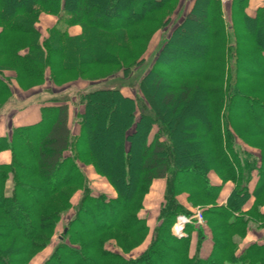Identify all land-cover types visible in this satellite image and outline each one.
Wrapping results in <instances>:
<instances>
[{"label": "trees", "instance_id": "1", "mask_svg": "<svg viewBox=\"0 0 264 264\" xmlns=\"http://www.w3.org/2000/svg\"><path fill=\"white\" fill-rule=\"evenodd\" d=\"M174 3L175 11L183 6V0H0V109L15 87L40 89L47 79L93 82L115 71L88 76L100 65L129 75ZM246 5L236 1L233 23L225 25L220 0H194L137 92L118 85L83 94L77 134L62 100L41 103L36 121L0 136V151L12 152L11 162L0 163V264H29L62 221L41 264H264V241L241 242L262 219L264 203V7L249 14ZM42 12L64 25L44 30ZM200 22L201 41L176 46ZM87 169L116 194L96 192ZM212 170L221 184L211 182ZM160 178L166 187L151 228L141 210ZM229 180L235 187L220 204ZM197 206L213 234L207 257L201 256L204 225H187L186 237L172 232L177 215ZM112 240L119 250L107 247Z\"/></svg>", "mask_w": 264, "mask_h": 264}, {"label": "rangeland", "instance_id": "2", "mask_svg": "<svg viewBox=\"0 0 264 264\" xmlns=\"http://www.w3.org/2000/svg\"><path fill=\"white\" fill-rule=\"evenodd\" d=\"M116 1H119V0H116ZM193 1L194 0H183V7H181L179 10H176V11L174 8L176 6V3L171 4L169 6L170 8L167 11V14L168 13L169 14L165 20V22H166L165 27H163V29H160V30H158L157 33H155L153 40L150 42L149 50L145 54L144 61L139 63L138 65H137V63L134 64L132 69H131V73H129V75H125L124 71L120 67L118 69H116L117 66H115V65H110V66L100 65L96 69H93L88 76L93 77V76L106 74V73L113 71V70H115V71H113L111 74H109V76L107 78H104L102 80L100 79V80L93 81V82H91L90 80H86V79H78V80L72 81L71 83H68L65 85H53V83L52 82L50 83L47 79L46 82L41 86L40 89H32V90L23 91V90H20L19 88L17 89L15 87L13 89L12 98L10 99L8 104H6L4 107H2L0 109V112H1V110L4 111L3 109L6 110V108L8 107L6 111L12 110V113H13L16 110L24 107L25 105L33 103V102H37V103L41 104V103H44L46 101H62V100H65L70 105L71 117L72 118L74 117V119H75L73 124H72V133L77 134L79 131V128H80L79 122L77 121L78 120L77 114L80 112H83V110H84L83 103L82 104L80 103V101L82 100L83 94H85L86 92H89L91 90H94L96 88H99V87H112V86H118V85L120 87H122V90L125 93L133 95L135 92H137L138 87H139V81H140L141 77L143 75H145L147 73V71L151 68V66L154 64V61L158 55V51H159V47H160L161 43L163 42V40H165L168 37V35L171 33L173 27L178 22H180V19L185 14H187V12L192 7ZM236 1H238V0H231V1L230 0H220L222 16H223V20H224L225 25H229V24L233 23V19H232L233 13L232 12H234L233 7L236 4ZM120 12L122 14V11H120ZM46 13L44 12L43 14H46ZM54 15H56V14H54ZM56 16H58V15H56ZM39 23H40V17H39ZM56 25L63 26L64 24L60 20H58ZM41 26H42V28H44V24H41ZM203 28H204V23L200 22V23H198L197 26L195 25V27L193 29L184 30V38L178 37L179 41L176 44V46H179V45L185 46V45L193 44L194 42L201 41V37H202L201 35L203 32ZM74 31L79 32L80 27L74 28ZM228 33L233 34L234 32H233V30H230ZM133 63H135V61H133L131 64H133ZM14 94L16 95L15 97H14ZM156 97H159V96L156 95ZM158 100H159V98H158ZM162 108L164 110H166L165 107L162 106ZM187 120H188V117L186 115L183 122H186ZM155 129H156V127L154 128V131H155ZM182 137L184 138V136H182ZM237 141L241 145H243V147L246 150L252 152L256 157L258 155H260L261 151L258 148L248 146L245 142L241 141L239 138H237ZM102 147L104 149V152L107 151L108 148L106 149L105 146H102ZM241 156L244 157L243 153ZM87 172H88V176L91 180L90 181L91 186L94 188V190L96 192H99V193L105 192V193L109 194V196L116 194L115 189L112 187V185L109 183V181L104 176L97 174L92 169H87ZM210 172L215 173L220 178L218 173L215 172L214 170H212ZM255 174H257V173H255ZM209 177H210V175H209ZM221 181H222V179H221ZM227 182H231V184L233 186L232 187V190H233V188L235 187V182H233L232 180H229ZM227 182H225L223 184V186ZM153 190H154V188H153ZM153 190L148 194L149 196L146 197V199H145L147 206L144 207L143 210H141L142 217L149 219V223L152 222V218L154 216L153 211L156 210V208L159 204H161L163 194H164V193L162 194V192L159 189H155V191H153ZM232 190H231V192H232ZM230 194L231 193H229V196H230ZM77 196L78 195H76L73 198V201H77L76 200ZM229 196H228V198H229ZM228 198H227V200H228ZM218 201H219V199H218ZM226 202H223V203H226ZM220 204H222V203H220ZM245 205H244V209H245L244 211L246 212V210H248V209L245 208ZM263 207H264V203L261 204L260 208H259V213L262 214V219L261 220L255 219V222L252 223V229H253L254 233L257 234L256 239H261V240H264V236H263L264 235V208ZM200 210L202 212V217H203V221L201 223L193 222V223L186 224L184 227V230H183V235L177 236L173 231L174 225L176 223L175 222L174 225L172 226V232L174 233V235H176L179 238L180 237H186V236H188V231L186 230L187 225H189V224L204 225L203 228H204L205 238L202 241V246L205 245L206 249L208 251L207 253H209L210 250L212 251V249H211V247L208 246V244L210 243L212 245V247L214 245L213 234H212L211 228L205 222L202 207L197 206L194 209V213H192V214H184V213H180V214L188 216V217H193ZM178 215H177V217H178ZM177 217H176V221H177ZM155 221H156V218H155ZM63 223H64V221L59 223L58 228H57V233L53 237V240H52L50 246H48L46 249H44L43 251H40L38 254H36L30 260L29 264H41L43 262V260L51 253L53 246L57 243V241L59 239L58 238L59 234L63 230ZM151 224H152V226L149 225V227L153 228L154 223H151ZM193 235L196 236V239H197L196 231H194L192 233V239H191V242L196 243V241L193 240V238H194ZM258 236H260L261 238H258ZM244 240L245 239H243L241 242L242 243L245 242ZM192 244L193 243H191V245ZM107 247L111 248L113 250H119V248L115 245L114 240L110 241L107 244Z\"/></svg>", "mask_w": 264, "mask_h": 264}, {"label": "crops", "instance_id": "3", "mask_svg": "<svg viewBox=\"0 0 264 264\" xmlns=\"http://www.w3.org/2000/svg\"><path fill=\"white\" fill-rule=\"evenodd\" d=\"M246 4H247L246 5L247 12L249 14H253L259 7H264V0H246ZM43 13H41V15H40V24H44V28H43L44 30H48L49 28H51L57 24V21L59 19L58 16L51 14V13H46V12H45L46 14H43ZM15 96L16 95L14 94V97ZM40 106H41V104H39L37 102H33V103L25 105L24 107L16 110L13 113H12V110L6 111L8 107L6 108V110L3 109L4 111L1 110V112H0V136L10 134L12 127L14 125L31 123V122L36 121L40 115ZM11 159H12V153L10 150L0 151V163H9L11 161ZM209 175H210L211 182L213 184H221L222 183L221 179L215 173L210 172ZM257 179H258L257 174H254V177L250 183L251 190L254 189L256 182H257ZM165 187H166V180L164 178H160V179L156 180V182L154 184V190L153 191H155V189H159L163 194ZM232 187L233 186H232L231 182H227L223 186L222 191H221L220 196H219V202L220 203L223 204V202L227 201L229 193H231ZM148 196L149 195H147L146 197H148ZM254 200H255V197L251 196V198L246 203L245 208H247V209L251 208V206L254 203ZM146 206H147L146 202L144 201V207H146ZM159 206H160V204L157 206L156 210L153 211L154 216L152 218L151 223H154V225L156 223L155 218H156V213L158 211ZM146 220H147V223L152 226V224L149 223V219H146ZM193 237H194L193 240L197 241L196 236L193 235ZM256 238H257V234H255L253 229H252L249 232V234L246 236L244 241L245 242L253 241V240H257L260 242L264 241V240L256 239ZM258 238H261V237L258 236ZM192 243L193 244L191 245V254H194L196 251V243H194V242H192ZM208 246L211 247V249L213 248L210 243L208 244ZM207 252L208 251L206 249V246L205 245L202 246L201 247V256H203V257L209 256V254L211 253V250L209 253H207Z\"/></svg>", "mask_w": 264, "mask_h": 264}, {"label": "built area", "instance_id": "4", "mask_svg": "<svg viewBox=\"0 0 264 264\" xmlns=\"http://www.w3.org/2000/svg\"><path fill=\"white\" fill-rule=\"evenodd\" d=\"M202 221H203V217H202L201 210L197 212L193 217H188V216L180 214L177 217V221L174 225L173 231L177 236L183 235V230L186 224L193 223V222L201 223Z\"/></svg>", "mask_w": 264, "mask_h": 264}, {"label": "bare ground", "instance_id": "5", "mask_svg": "<svg viewBox=\"0 0 264 264\" xmlns=\"http://www.w3.org/2000/svg\"><path fill=\"white\" fill-rule=\"evenodd\" d=\"M178 230H179V228H178Z\"/></svg>", "mask_w": 264, "mask_h": 264}]
</instances>
